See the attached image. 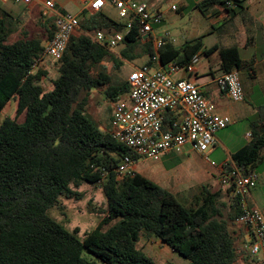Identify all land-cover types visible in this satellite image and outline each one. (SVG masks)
<instances>
[{
  "label": "trees",
  "instance_id": "1",
  "mask_svg": "<svg viewBox=\"0 0 264 264\" xmlns=\"http://www.w3.org/2000/svg\"><path fill=\"white\" fill-rule=\"evenodd\" d=\"M208 2L226 11L241 4L234 0L236 7L230 9L222 0ZM8 16H0V112L14 101L16 114L0 124V264H173L157 263L147 255L138 246L141 235L160 239L189 264H235L238 253L230 225L241 212L239 202L231 200L235 213L225 216L217 192L202 190L194 196L195 207H189L137 171L120 177L122 159L137 157L109 129H101L87 105L93 89L104 88L114 102L129 91L128 81L117 83L105 70H96L107 60L120 68L124 61L148 53L149 66L186 65L203 50L210 60L217 52L221 70L230 72L251 66L239 49H205L197 38L180 47L167 42L156 51L135 29L116 55L87 33L121 31L123 24L104 12L84 11L47 89V72H33L45 40L14 36ZM44 24L47 41L57 28L54 21ZM253 127L252 140L232 155L246 174L264 160V125ZM83 184L102 187L106 210L98 226L81 239L79 228L67 229L49 210L63 207L61 197L82 199Z\"/></svg>",
  "mask_w": 264,
  "mask_h": 264
},
{
  "label": "built area",
  "instance_id": "2",
  "mask_svg": "<svg viewBox=\"0 0 264 264\" xmlns=\"http://www.w3.org/2000/svg\"><path fill=\"white\" fill-rule=\"evenodd\" d=\"M34 0H14L29 5ZM225 1L228 8H235L234 0ZM40 15L43 23L54 21L56 32L45 42L42 56L33 65L36 72L46 59L57 62L62 59L73 33L80 29L81 18L70 11H61L55 0H41ZM83 11L93 15L111 7L117 10L121 31L95 29L89 35L95 42L116 54L126 35L138 31L144 39L161 25L165 12L152 8L141 0H81ZM178 11V0L170 5ZM53 19V20H51ZM167 33L154 42L158 51L167 43ZM119 53V52H118ZM157 56L154 58L157 62ZM201 55H195L186 65L169 63L166 67H153L147 63L134 68L128 75L129 91L113 103L109 132L126 145L139 159L155 161L165 155L180 153L187 145L206 153L216 143V133L232 123L228 114L216 111L215 105L205 96L200 86L188 78L178 77L180 72L194 73ZM216 82L233 102L245 100L243 84L237 70L223 72ZM137 158L125 156L117 169L120 177L136 171ZM226 170L225 184L231 190V200H237L241 212L237 222L251 226L255 240L250 245L253 256L264 253V214L253 204L251 194L258 185V176L246 174L233 160L223 164Z\"/></svg>",
  "mask_w": 264,
  "mask_h": 264
},
{
  "label": "crops",
  "instance_id": "3",
  "mask_svg": "<svg viewBox=\"0 0 264 264\" xmlns=\"http://www.w3.org/2000/svg\"><path fill=\"white\" fill-rule=\"evenodd\" d=\"M55 1L57 8L61 11L68 10L70 3L72 1H76L80 5V11L84 12L81 0ZM206 1L207 0H178L179 10H182L183 12L184 9L195 8L204 16L206 20L204 21V19L196 16V31L192 34L188 41H194L197 38H202L203 47L205 49L217 46L225 48L237 47L239 49L242 60L251 64L250 68L248 67L245 69V73L243 74L244 76L242 75L243 79L241 80L244 88L245 100L242 102L232 101L233 103L231 105L226 103L224 96L229 100L231 99L229 98L227 92L219 87L216 82V77L223 73L220 68V62L216 59L217 52L213 53L212 60H210L204 54L203 50H201V60L196 67V72L188 73L183 71L177 76L188 78L200 86L205 96L212 103H214L217 112L230 115L232 118L233 130L231 129L229 132L225 133H223L222 130L218 131L215 135L216 143L214 147L206 153H200L192 149L191 146L187 145L180 153L165 155L162 159L167 158L168 161L169 159L174 158L173 155H181L183 156V159L186 158L185 161H188V158L191 156L200 158V162H192L187 165L185 161H178L175 159V161L180 163L178 164V167L180 165L183 166V175H185V177L178 178L176 176H178L179 173H175L176 175L174 174L172 177L175 178L176 181L174 182L176 183L173 185H169L167 182L165 183V180L161 175L153 174L151 176H147L142 172L139 173L152 179L171 192L173 191V188H178L181 182H192L195 179L198 183H207L208 186H202L200 188V192L204 189H207L212 193L217 192L219 194V200L223 201L221 209L224 215L227 216L229 214H234L235 209L231 203V190L225 184L226 170L224 169L223 164L233 160L232 155L252 140L254 132V129L252 131L243 129L238 132L236 126L240 119L246 120L252 126L254 124L259 126L264 125V0H240V7L233 11H226V9L219 3H205ZM149 4L152 8L162 10V0H152ZM41 5V0H34L29 5L16 3L14 0H0V15L6 13L7 15L13 17V19L17 18L20 22L19 18H21L24 14L27 18H31L32 15L38 14L40 12ZM199 5L204 7L205 13L200 10ZM106 10L107 8L105 11ZM164 12L166 13V19L171 16L172 12L175 11H171L169 8ZM18 28L20 30L22 27L19 26ZM163 36L164 32H159L155 29L151 37H148L149 40L146 39V41L150 42L152 47L155 49V40L157 38H162ZM166 37L167 42H170V37L168 35ZM188 41H186V43ZM185 44L175 46L180 47ZM123 46L124 44H121L120 48ZM246 53H249L250 56H243V54ZM149 59V54L144 53L142 56L134 59L133 61L140 60L142 64H146ZM47 60L48 59H46V61ZM136 67L139 66H135L134 68ZM154 67H157V64H154ZM44 68H46V66ZM248 76H250V78ZM246 77H248L247 80L245 79ZM45 79L46 77L43 78V84ZM112 114L113 106L109 116L108 127H105L104 125L101 126L99 124L101 129L110 128ZM255 174L258 176V185L252 191L251 198L253 204L261 208L264 214V160H262V162L255 168ZM187 176H192V179H190V177L185 179ZM157 178L160 179L158 180ZM168 178L169 177H167L166 180ZM230 230L235 238L238 253L235 264H263L264 253L253 256L250 251V245L255 240L253 228L251 226L238 223L235 220L234 223L230 225ZM142 240H144L142 245H149L148 250L144 251L150 255L153 260L155 258L154 254L161 252V250L156 251L151 248L156 245L164 246V251L169 250L172 255L177 254V252L173 251V249L158 238H148L145 235H141L138 242L139 247ZM187 261L183 264H189V261Z\"/></svg>",
  "mask_w": 264,
  "mask_h": 264
},
{
  "label": "rangeland",
  "instance_id": "4",
  "mask_svg": "<svg viewBox=\"0 0 264 264\" xmlns=\"http://www.w3.org/2000/svg\"><path fill=\"white\" fill-rule=\"evenodd\" d=\"M141 1L149 4V2H151L152 0ZM172 2H174V0H162V10L165 11L169 9ZM66 11L73 12L75 14H78L79 16L82 14V12L80 11V5L76 1H72L68 10ZM105 14L113 20H119L116 9L108 7L105 11ZM196 16H199L200 18L204 19V21H206L204 16L195 8H189L184 9L183 12L182 10L172 12L171 16L164 19V22L161 23V25L155 26V29L159 32H167V35L170 37L169 41L174 45L185 44L186 41H188L191 38L192 34H194V32L196 31ZM8 19L11 26L16 30L14 36L22 37L24 36V34H27L30 37H40L46 42L47 31L44 27L43 22L41 21L42 18L40 12L36 15H32L31 18H27V16L24 14L21 18H19L20 22L17 18L13 19V17L11 16H8ZM19 26L22 27L20 30L18 28ZM120 50V47L116 49V55H119L118 52H120ZM139 52H141L140 49H138V53ZM142 54L143 53L141 52V55ZM243 56L247 57L250 56V54L246 53L243 54ZM45 61L40 68L47 72L44 86L48 89L50 86V80L54 79L57 76L58 63H56L55 61L53 62L49 59L46 62ZM141 65L143 64L140 60H126L123 62L120 68H116L112 60H107L98 65L96 70H105L108 74L113 76L115 82L122 83L128 80V75L135 66ZM45 66L46 68H44ZM238 72L242 80L245 69H239ZM248 77L250 78V76ZM248 77H246L245 79L247 80ZM224 100L228 105H231L233 103L232 100L225 98V96ZM113 103L114 101L105 94L104 88L93 89L90 94V99L88 100V114L93 118L95 122H97L101 126L104 125L105 127H108L109 116L112 111ZM15 110L16 103L14 101H10L6 108L0 112V124L6 117L15 116ZM18 120L22 122L24 120V115H21ZM231 129L233 130V123H231L226 129L222 130V132H229ZM236 129L238 130V132L243 129L252 131L254 127L250 125V123L246 120L240 119L236 126ZM105 130L108 129L106 128ZM173 157L174 158L169 159V161L167 158L159 161L141 158L138 160V163L136 165V171L138 170V172H142L147 176H151L153 174L161 175L163 176L165 183L167 182V184L173 185L176 183L174 182L176 181L175 178L172 177L175 173H179L178 176H176L178 178L185 177V175H183V166L180 165L178 167V164H180L178 161H185L186 159H183V156L181 155H173ZM175 159H177L178 161H175ZM197 161L200 162V158L191 156L190 158H188V161L185 162L187 165L192 162L196 163ZM167 177L169 178L166 180ZM188 177L190 176H187L185 179H187ZM157 179L159 180L160 178ZM190 179H192V176L190 177ZM179 185L180 186L178 188H173L172 193H174L183 203H185L189 207H195V197L199 195V193H201L200 188L202 186H208L207 183H198L195 181V179L192 182H181ZM79 191L83 194L82 199L76 200L74 198L68 199L66 197H61L60 202L63 207H54L49 210V214L57 221L63 223L69 230H73L76 227L79 228L80 232L78 236L82 239L84 237V234L95 229L103 218V211L106 210V197L100 185L94 186L90 184H83ZM222 203L223 201L218 199V204H220V206H222ZM143 242L144 240H142V242L140 243V248L143 251H147L149 245H142ZM151 248L156 251L161 250V252L154 254V260L157 263H164L167 261L173 264H183L187 261L186 258L179 255L178 253L172 255L169 250L164 251V246L162 245H156Z\"/></svg>",
  "mask_w": 264,
  "mask_h": 264
}]
</instances>
